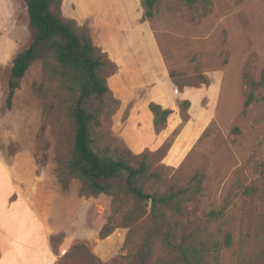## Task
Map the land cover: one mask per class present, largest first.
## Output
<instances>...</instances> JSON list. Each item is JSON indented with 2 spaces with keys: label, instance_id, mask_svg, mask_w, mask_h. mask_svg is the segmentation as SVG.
<instances>
[{
  "label": "rangeland",
  "instance_id": "1",
  "mask_svg": "<svg viewBox=\"0 0 264 264\" xmlns=\"http://www.w3.org/2000/svg\"><path fill=\"white\" fill-rule=\"evenodd\" d=\"M25 9L24 0H0V148L6 153L30 149L36 175L44 177L49 163L67 159L74 126L69 116L54 106L57 97L52 94L58 93L59 81L50 83L46 95L37 90L44 62L56 65L45 44L37 46L35 59L16 80L11 108L6 106L4 85L10 60L32 36ZM61 11L63 17L86 25L97 45L87 0H62ZM147 21L177 87L175 93L193 92L192 101L189 106L177 102L166 121L167 131H171L153 142L160 131L151 130L150 110H141V119L129 116L130 107L148 101L149 86L136 89L118 108L107 95L103 104H93L101 119L94 127L95 146L116 149L123 155L128 149L132 154H147L151 168L163 175L158 187L145 188L147 191L179 190L190 185L195 174L203 175L200 192L184 201L183 213L177 217L181 233L196 235L209 247L220 242L225 232L231 233V245L218 246L206 257V264H264V85L259 84L264 68V0H209L207 9L200 3L159 0ZM99 47L108 56L107 48ZM116 72L117 66H109L102 74L118 99ZM249 78L255 83L254 101L244 109ZM196 89L200 90L197 96ZM136 136L149 143L140 152L134 143ZM44 182L47 189L53 188L50 179L44 177ZM0 187L6 196L10 194L1 166ZM247 188L252 189L250 194ZM86 204L81 206L86 213L81 215L84 223L72 228L73 238L53 233L52 264H137L143 251L141 238L150 226L151 207L130 198L123 213L112 214L111 197L105 194L88 198ZM222 206V217H208L210 210ZM109 215L116 227L100 238ZM151 244L153 253L146 264H157L159 258L179 264L157 236Z\"/></svg>",
  "mask_w": 264,
  "mask_h": 264
},
{
  "label": "trees",
  "instance_id": "2",
  "mask_svg": "<svg viewBox=\"0 0 264 264\" xmlns=\"http://www.w3.org/2000/svg\"><path fill=\"white\" fill-rule=\"evenodd\" d=\"M26 4L24 17L31 29L29 44L17 52L10 60L7 79L4 85L7 108H11L12 97L17 88V79L24 76L31 62L35 59L36 48L45 44L51 49L56 65L44 62L43 80L37 90L46 95L51 91L50 83L59 81L54 106L65 112L74 126L73 142L70 153L64 161L57 159L51 163L52 174L62 191H68L72 180H77L79 195L90 198L100 194L111 197L112 214L123 213L127 201L132 198L136 202L149 205L150 226L141 238L143 251L139 254L137 264H146L152 255V238L157 236L164 250L174 254L179 264H206V257L214 253L220 245L229 247L232 235L225 232L220 242L209 247L198 236L181 233L178 216L183 213L185 200L194 198L201 190L203 175L195 174L191 184L179 190L169 187L163 193L158 190L147 191L145 188L158 187L162 182V172L152 169L147 154L123 155L107 148H96L94 127L100 125L99 109L93 104H103L110 95L116 107L120 101L113 96L102 74L104 68L115 67L92 40L86 25H79L72 18H65L61 11L62 0H24ZM187 4H203L207 9L209 0H181ZM143 8V19L150 20L159 0H140ZM113 71L110 72V74ZM261 85H264V68L261 73ZM255 83L249 78L246 82L248 92L244 101V109L254 101L253 87ZM177 88V87H176ZM184 104L190 105L188 100ZM150 112L153 114V126L156 131L165 128L168 115L172 112L160 104L150 101ZM113 183L111 184V182ZM251 188L246 189L250 194ZM138 205V204H137ZM139 206V205H138ZM225 207L213 209L208 217L218 219L224 215ZM136 219L133 220V222ZM113 216L109 215L103 224L99 236L106 238L115 229ZM127 234L126 239L128 238ZM197 241V243H196ZM80 244H75L78 247ZM123 249V248H122ZM157 264H169L167 259L159 258Z\"/></svg>",
  "mask_w": 264,
  "mask_h": 264
},
{
  "label": "crops",
  "instance_id": "3",
  "mask_svg": "<svg viewBox=\"0 0 264 264\" xmlns=\"http://www.w3.org/2000/svg\"><path fill=\"white\" fill-rule=\"evenodd\" d=\"M87 4L92 37L98 47L107 48L106 56L117 66L114 77L119 85V101L130 100L136 89L149 86L148 101L130 107L129 116L141 119V110H150V101L171 110L178 101H192L193 92L175 93L177 88L170 79L154 32L143 19L140 0H87ZM199 91L196 89L194 94H200ZM150 119L153 130V114ZM170 131L166 124V128L154 134L153 142ZM134 143H138V152L149 144L137 136ZM0 166L11 187L8 196L0 187V264H52L53 233L58 231L68 240L73 238L72 228L84 223L81 215L86 213L81 206H87L88 198L79 195L77 180L71 181L68 191H62L52 174L51 163L43 174L53 187L47 189L44 177L36 175V163L28 148L12 153L0 148Z\"/></svg>",
  "mask_w": 264,
  "mask_h": 264
}]
</instances>
